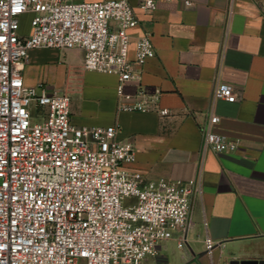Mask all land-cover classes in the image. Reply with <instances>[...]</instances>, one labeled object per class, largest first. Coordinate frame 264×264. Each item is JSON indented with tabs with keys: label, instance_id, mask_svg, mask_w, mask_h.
I'll use <instances>...</instances> for the list:
<instances>
[{
	"label": "built area",
	"instance_id": "1",
	"mask_svg": "<svg viewBox=\"0 0 264 264\" xmlns=\"http://www.w3.org/2000/svg\"><path fill=\"white\" fill-rule=\"evenodd\" d=\"M160 1L140 0L139 8ZM25 13L28 34L20 33ZM139 24L130 0H0V264H143L177 231L184 246L199 184L144 181L128 167L136 146L119 137L118 123L76 124L68 92L24 78L31 49L81 48L85 69L116 75L120 109L168 116L159 90L141 83L155 55L150 34L137 35L130 56ZM132 81L137 88L127 91ZM213 98L238 94L219 80ZM220 119L210 113L203 148L235 151L237 140L216 128ZM205 245L211 254L215 240L206 236Z\"/></svg>",
	"mask_w": 264,
	"mask_h": 264
},
{
	"label": "crops",
	"instance_id": "2",
	"mask_svg": "<svg viewBox=\"0 0 264 264\" xmlns=\"http://www.w3.org/2000/svg\"><path fill=\"white\" fill-rule=\"evenodd\" d=\"M139 1L130 0L140 18L130 56L137 35L150 34L155 55L144 64L141 83L159 90V104L170 115L120 109L116 75L85 69L84 51L77 47L31 49L25 81L57 82L71 95L76 124L118 123L119 137L136 146V160L128 167L144 181L199 184L184 246L178 245L182 231H177L143 264L264 259V0H190V5L162 0L149 11ZM30 18L21 22L20 33L30 32ZM219 80L233 84L238 100H214ZM137 85L128 82L126 90ZM212 111L221 116L217 130L237 140L235 151L204 150ZM206 236L215 240L211 254Z\"/></svg>",
	"mask_w": 264,
	"mask_h": 264
},
{
	"label": "water",
	"instance_id": "3",
	"mask_svg": "<svg viewBox=\"0 0 264 264\" xmlns=\"http://www.w3.org/2000/svg\"><path fill=\"white\" fill-rule=\"evenodd\" d=\"M230 264H264V259H233Z\"/></svg>",
	"mask_w": 264,
	"mask_h": 264
},
{
	"label": "rangeland",
	"instance_id": "4",
	"mask_svg": "<svg viewBox=\"0 0 264 264\" xmlns=\"http://www.w3.org/2000/svg\"><path fill=\"white\" fill-rule=\"evenodd\" d=\"M29 18H30V14L29 13H25V14H23L22 15V18H21V22H27V21H29ZM48 84V83H47ZM48 85H50V86H52V87H57V86H59L58 84H57V82H53L52 84H48Z\"/></svg>",
	"mask_w": 264,
	"mask_h": 264
}]
</instances>
